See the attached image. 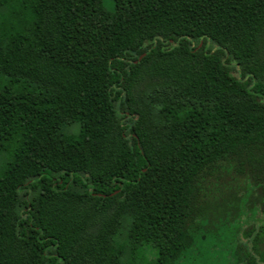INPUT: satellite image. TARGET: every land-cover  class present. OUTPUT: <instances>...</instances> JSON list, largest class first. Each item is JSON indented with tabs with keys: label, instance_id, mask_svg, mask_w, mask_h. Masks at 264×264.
Wrapping results in <instances>:
<instances>
[{
	"label": "trees",
	"instance_id": "16d2710c",
	"mask_svg": "<svg viewBox=\"0 0 264 264\" xmlns=\"http://www.w3.org/2000/svg\"><path fill=\"white\" fill-rule=\"evenodd\" d=\"M237 203L264 207V0H0V264H180Z\"/></svg>",
	"mask_w": 264,
	"mask_h": 264
},
{
	"label": "rangeland",
	"instance_id": "374dc122",
	"mask_svg": "<svg viewBox=\"0 0 264 264\" xmlns=\"http://www.w3.org/2000/svg\"><path fill=\"white\" fill-rule=\"evenodd\" d=\"M235 191L238 192L237 188ZM259 207L238 206L237 203L233 211L221 212L216 221L202 222L204 228L199 232L196 246L180 264H244L246 253L253 254L254 236L260 226H264L262 203ZM253 228L255 233L248 237ZM259 244L264 255V235Z\"/></svg>",
	"mask_w": 264,
	"mask_h": 264
}]
</instances>
